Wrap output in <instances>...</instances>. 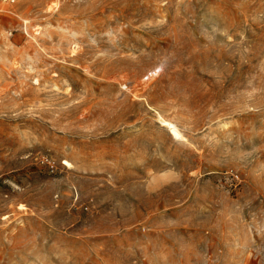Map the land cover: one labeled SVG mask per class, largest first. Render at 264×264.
<instances>
[{
  "label": "rangeland",
  "instance_id": "1",
  "mask_svg": "<svg viewBox=\"0 0 264 264\" xmlns=\"http://www.w3.org/2000/svg\"><path fill=\"white\" fill-rule=\"evenodd\" d=\"M0 264H264V0H0Z\"/></svg>",
  "mask_w": 264,
  "mask_h": 264
},
{
  "label": "built area",
  "instance_id": "2",
  "mask_svg": "<svg viewBox=\"0 0 264 264\" xmlns=\"http://www.w3.org/2000/svg\"><path fill=\"white\" fill-rule=\"evenodd\" d=\"M13 2V0H10V3H12Z\"/></svg>",
  "mask_w": 264,
  "mask_h": 264
}]
</instances>
